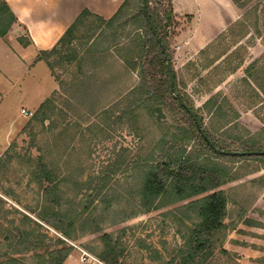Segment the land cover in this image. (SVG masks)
Masks as SVG:
<instances>
[{
    "label": "rangeland",
    "instance_id": "1",
    "mask_svg": "<svg viewBox=\"0 0 264 264\" xmlns=\"http://www.w3.org/2000/svg\"><path fill=\"white\" fill-rule=\"evenodd\" d=\"M208 1L187 7L200 12L191 46L186 42L194 29L191 17L173 12L176 81L210 131L221 124L202 109L210 97L226 100L237 114L238 129L214 131L218 139L232 142L225 137L232 134L264 143V0ZM136 9L131 0L91 44L95 22L88 17L74 39L78 62L54 64L51 70L40 65L26 76L23 96H0V264H40L56 247L68 249L62 264H111L99 257L108 246L116 252L114 264L171 259L178 264L186 253L195 222L187 205L203 194L184 199L166 194L149 209L139 195L150 152L162 131L172 132L182 119L164 109L149 114L144 104L135 119L128 112L137 98L131 89L140 81L137 69L123 60L131 57L127 45L134 33L126 19L133 20ZM205 38L211 42L199 48ZM26 39L22 31V43ZM22 108L33 115H22ZM185 150L200 159L206 152L196 142ZM222 161L229 174L216 190L227 201L224 227L213 237V255L202 264H264V158ZM41 169L50 182L43 181ZM42 214L50 222L41 220ZM25 233L46 245L16 250Z\"/></svg>",
    "mask_w": 264,
    "mask_h": 264
},
{
    "label": "trees",
    "instance_id": "2",
    "mask_svg": "<svg viewBox=\"0 0 264 264\" xmlns=\"http://www.w3.org/2000/svg\"><path fill=\"white\" fill-rule=\"evenodd\" d=\"M131 0H124L112 17L107 20L98 15L91 14L84 9L80 12L74 22L65 30L57 43L49 50L40 51L37 58L43 59L51 70L54 64L71 63L80 60L74 46L76 32L83 22L88 18L94 19L95 25L89 30L94 34L95 39L88 37L91 43L99 38L104 25H109L118 19L121 14L128 10ZM136 1L137 9L133 20L134 33L127 45L130 59L123 57V60L130 70L137 69L140 81L138 85L132 87L131 92L137 95L132 109H129L133 119L136 118V109L145 105L147 113L173 111L179 114L182 122L171 132L170 127H166L157 141V147L150 152L147 159L139 187L141 204L146 209L158 206L156 201L166 194L177 196L179 199L189 198L203 194L197 199H193L187 205L194 212L195 222L186 238V253L181 256L178 264H202L205 257L213 255V237L221 230L223 218L226 214V197L221 190H216L227 178L229 174L228 166L223 163V159L236 158H264V143H254V139H243L242 136L227 134V140L218 139L213 132H220L226 129H238L235 122L237 114L231 113L230 106L226 100L219 101L216 97H210L202 104V109L214 119L220 120L218 127L207 129L201 118V113L194 108L190 97L179 88L176 81V74L172 67L171 36L172 24L174 23V13L171 0H144L147 14L149 15L151 26L157 34V38L152 33L150 24L145 18L141 0ZM15 21L9 6L5 0H0V36H3L9 26ZM98 32V33H96ZM21 40V39H20ZM96 42V41H95ZM96 44V43H95ZM161 44V46L159 45ZM170 61V70L166 63V57ZM55 57V61L50 58ZM55 62V63H54ZM137 62V63H136ZM170 73L173 77V89L186 107H183L175 97L170 87ZM264 94V87H262ZM48 100V99H47ZM46 102V101H45ZM44 103L40 105L38 113L42 112ZM191 111L192 115L188 112ZM41 121L44 119L42 112ZM193 116L198 121L202 133L198 129ZM218 128V129H217ZM227 132V131H226ZM210 141L211 144L208 143ZM189 142H196L199 147L206 152L200 159L199 154L191 155L185 150V145ZM240 152L231 155L229 152ZM40 176L44 182H50L48 171L40 170ZM44 187V186H43ZM50 189L44 188L45 192ZM44 222H50L45 214L40 217ZM71 224V223H70ZM55 229L68 234L67 230L60 225H53ZM56 243H63L57 239ZM46 245L42 240L36 241L31 235L25 233L22 241L17 242L16 250H37ZM21 248V249H19ZM68 254L67 248H57L47 251V257L41 259L40 264H62ZM99 257L114 264L116 252L108 246L106 251L99 254ZM173 259L168 264H172Z\"/></svg>",
    "mask_w": 264,
    "mask_h": 264
},
{
    "label": "crops",
    "instance_id": "3",
    "mask_svg": "<svg viewBox=\"0 0 264 264\" xmlns=\"http://www.w3.org/2000/svg\"><path fill=\"white\" fill-rule=\"evenodd\" d=\"M5 1L14 15L15 21L9 26L5 34L0 36V96L9 93L23 96L25 87L22 89V86H24L26 76L32 75L36 67L40 65H44L46 69L48 68L44 60L37 58L39 52L53 47L82 10L86 9L91 14H96L102 19L107 20L114 15L124 0ZM171 1L175 15L190 16L194 23V29L191 31L189 40L186 41L191 46L196 39L197 20L200 12L199 7L193 12L189 11L187 7L192 3L197 7L201 2L206 3L209 1ZM22 31L27 38L23 43L20 40ZM216 34L218 36V32ZM215 36H211V40ZM210 38L208 40L205 38L198 47L202 48L211 42ZM11 70L16 71L15 74L10 75L8 71ZM47 93L45 92L41 95L39 100L46 96Z\"/></svg>",
    "mask_w": 264,
    "mask_h": 264
},
{
    "label": "water",
    "instance_id": "4",
    "mask_svg": "<svg viewBox=\"0 0 264 264\" xmlns=\"http://www.w3.org/2000/svg\"><path fill=\"white\" fill-rule=\"evenodd\" d=\"M141 1H142V6H143V9H144V13H145V18H146L147 22L150 24V28H151V30H152V33H153L154 36L157 38V34H156L155 30L153 29V26H151L150 19H149V15L147 14V10H146V8H145V2H144V0H141ZM159 45L161 46V44H159ZM165 58H166L167 66H168V68H169V70H170V61H169V59L167 58V56H166ZM169 78H170V87H171V89H172V91H173L175 97L177 98V100L179 101V103H180L183 107H186L185 104L181 101V99H180V98L177 96V94L174 92V89H173V77H172L171 73H170ZM188 112L192 115V113H191L190 110H188ZM193 119H194V121H195V123H196L198 129H199L200 132L202 133L201 127H200L198 121L196 120V118H195L194 116H193ZM207 141H208L209 144H211L209 140H207ZM239 153H240V152H235V151L229 152V154H231V155H235V154H239Z\"/></svg>",
    "mask_w": 264,
    "mask_h": 264
},
{
    "label": "built area",
    "instance_id": "5",
    "mask_svg": "<svg viewBox=\"0 0 264 264\" xmlns=\"http://www.w3.org/2000/svg\"><path fill=\"white\" fill-rule=\"evenodd\" d=\"M20 112H21L22 115H24V116H28V117H30V116L33 115L32 112H30L29 110L24 109V108H22V109L20 110ZM86 257H89V255L85 254V257H83L82 260L84 261V260L86 259Z\"/></svg>",
    "mask_w": 264,
    "mask_h": 264
}]
</instances>
